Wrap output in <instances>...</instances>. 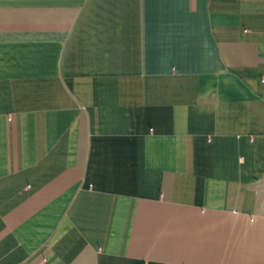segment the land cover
<instances>
[{"label": "crops", "instance_id": "obj_1", "mask_svg": "<svg viewBox=\"0 0 264 264\" xmlns=\"http://www.w3.org/2000/svg\"><path fill=\"white\" fill-rule=\"evenodd\" d=\"M0 264H264V0H0Z\"/></svg>", "mask_w": 264, "mask_h": 264}]
</instances>
